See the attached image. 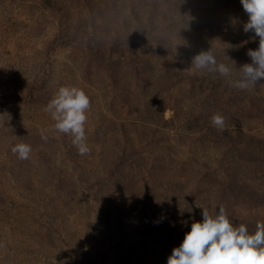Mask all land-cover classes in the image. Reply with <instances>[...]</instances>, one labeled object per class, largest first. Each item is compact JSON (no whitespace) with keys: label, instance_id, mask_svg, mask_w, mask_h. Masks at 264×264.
<instances>
[{"label":"rangeland","instance_id":"obj_1","mask_svg":"<svg viewBox=\"0 0 264 264\" xmlns=\"http://www.w3.org/2000/svg\"><path fill=\"white\" fill-rule=\"evenodd\" d=\"M247 20L240 0H0V264H166L202 208L254 233L264 80L228 83ZM209 49L230 78L191 66ZM61 86L90 98L85 155L44 111Z\"/></svg>","mask_w":264,"mask_h":264},{"label":"clouds","instance_id":"obj_2","mask_svg":"<svg viewBox=\"0 0 264 264\" xmlns=\"http://www.w3.org/2000/svg\"><path fill=\"white\" fill-rule=\"evenodd\" d=\"M240 3L248 15L243 30L254 32L259 43L255 50L247 52L251 63L243 64L238 69V79H229L228 83L247 90L264 80V0H240ZM191 66L195 71L217 72L225 78H230L233 71L225 63H218L211 49L196 54ZM89 109V96L76 86L59 87L44 107L54 121V129L69 135L81 155L90 151L85 127ZM211 123L218 130H224V117L219 113L212 116ZM40 134L42 139H47L44 130ZM11 151L24 160L29 158L32 148L27 143H18ZM166 264H264V222L258 221L255 232L249 233L246 225H233L223 206L216 213L202 208V221L191 223L190 231L185 233L182 243L173 248Z\"/></svg>","mask_w":264,"mask_h":264}]
</instances>
